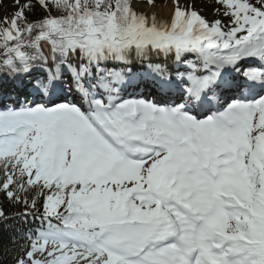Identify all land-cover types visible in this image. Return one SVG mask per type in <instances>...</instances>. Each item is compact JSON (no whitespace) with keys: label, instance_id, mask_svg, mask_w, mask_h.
<instances>
[{"label":"snow or ice","instance_id":"6c2138e0","mask_svg":"<svg viewBox=\"0 0 264 264\" xmlns=\"http://www.w3.org/2000/svg\"><path fill=\"white\" fill-rule=\"evenodd\" d=\"M215 3L13 0L0 75L31 79L0 96V226H37L10 264H264V0Z\"/></svg>","mask_w":264,"mask_h":264},{"label":"bare ground","instance_id":"6f19581e","mask_svg":"<svg viewBox=\"0 0 264 264\" xmlns=\"http://www.w3.org/2000/svg\"><path fill=\"white\" fill-rule=\"evenodd\" d=\"M183 2L189 3L191 1L183 0ZM154 3H155V7H152V6H149L147 3V0H145L143 6H140L138 9L139 11L147 13L149 16L155 13L158 18H168L170 16L173 10V0H154ZM207 11H208V14H212L214 17H216L213 14L215 12L213 7L212 8L210 7V9H207ZM221 18L223 19V17ZM163 60L164 58H162V61ZM166 63H170V61H166ZM141 64L142 62L139 59H134L131 65L133 68H136L137 66H140Z\"/></svg>","mask_w":264,"mask_h":264},{"label":"trees","instance_id":"16d2710c","mask_svg":"<svg viewBox=\"0 0 264 264\" xmlns=\"http://www.w3.org/2000/svg\"><path fill=\"white\" fill-rule=\"evenodd\" d=\"M34 2V1H33ZM35 15L30 16L29 19H37L45 15V13L37 6L35 9ZM53 14H56L53 12ZM3 201V196L0 194V202ZM16 209H13L15 211ZM17 221H11L9 226H0V249L3 247L11 248V244L9 242V238L14 235V230H24L27 229L25 227H20L16 225ZM0 264H10V261L7 257L0 254Z\"/></svg>","mask_w":264,"mask_h":264},{"label":"rangeland","instance_id":"374dc122","mask_svg":"<svg viewBox=\"0 0 264 264\" xmlns=\"http://www.w3.org/2000/svg\"><path fill=\"white\" fill-rule=\"evenodd\" d=\"M21 2H24V0H21ZM144 2H145V0H137L135 2V7H136L137 11H139L138 8L140 6H143ZM211 3H212V6L214 7V10H215L218 7V5L214 4L215 1H211ZM194 6H195V8L198 11L202 10L203 11L202 15L208 17V19L210 18V16H211L212 20L216 19V18H221V16L218 13H216V12H215L216 13V17H214L212 14H208V12H207L208 6L205 5L203 0H194ZM15 10H16V8L13 5V0H0V18H2L5 15L10 17Z\"/></svg>","mask_w":264,"mask_h":264}]
</instances>
